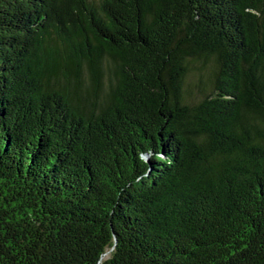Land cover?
I'll use <instances>...</instances> for the list:
<instances>
[{"label":"trees","instance_id":"obj_1","mask_svg":"<svg viewBox=\"0 0 264 264\" xmlns=\"http://www.w3.org/2000/svg\"><path fill=\"white\" fill-rule=\"evenodd\" d=\"M0 264H264V0H0Z\"/></svg>","mask_w":264,"mask_h":264},{"label":"water","instance_id":"obj_2","mask_svg":"<svg viewBox=\"0 0 264 264\" xmlns=\"http://www.w3.org/2000/svg\"><path fill=\"white\" fill-rule=\"evenodd\" d=\"M108 252L106 251L103 255H106Z\"/></svg>","mask_w":264,"mask_h":264}]
</instances>
